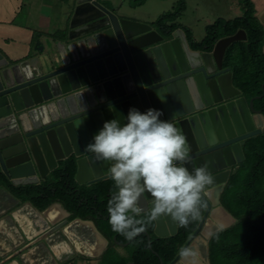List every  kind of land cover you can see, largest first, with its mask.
I'll use <instances>...</instances> for the list:
<instances>
[{
	"label": "water",
	"instance_id": "water-1",
	"mask_svg": "<svg viewBox=\"0 0 264 264\" xmlns=\"http://www.w3.org/2000/svg\"><path fill=\"white\" fill-rule=\"evenodd\" d=\"M245 39L238 29L211 51L192 49L182 28L163 34L97 0H75L65 41L56 42L62 50L17 63L0 54V171L14 186L36 184L73 156L79 184L108 179L107 162L95 161L85 145L105 120L123 123L130 107L160 109L161 119H171L186 136L187 167L206 166L214 178L202 195L197 227L168 264H210L208 232L236 222L221 205V192L244 160L246 140L264 133L262 110L246 100L223 65L226 48ZM35 50L43 51L39 41ZM140 205L150 210L147 193ZM153 223L157 237L177 232L170 217Z\"/></svg>",
	"mask_w": 264,
	"mask_h": 264
},
{
	"label": "trees",
	"instance_id": "trees-1",
	"mask_svg": "<svg viewBox=\"0 0 264 264\" xmlns=\"http://www.w3.org/2000/svg\"><path fill=\"white\" fill-rule=\"evenodd\" d=\"M145 1L130 0V4L135 7ZM239 2L241 14L230 19L218 17L206 24L200 41H195L191 30L178 22L185 10V0H178L172 11L159 15L153 26L163 34L182 28L192 49L206 51H211L219 38L243 29L246 39L235 41L226 48L223 65L230 68L233 85L247 101L253 98L255 109L264 114V30L255 16L252 0ZM242 149L244 160L232 169L220 195L221 205L236 222L209 239L210 264H264V133L248 138ZM75 171V158L70 156L59 161L58 166L36 184L14 186L0 171V185L38 210L59 202L70 213L69 219L91 220L108 241L99 264H159L160 260L167 264L200 220L191 222L186 228L177 227V232L168 237H157L153 233L154 223H151L133 242H129L112 232L107 222L106 206L113 182L105 179L79 184L74 179ZM203 211L204 207L201 216ZM116 241L128 242L122 247L123 253L118 251Z\"/></svg>",
	"mask_w": 264,
	"mask_h": 264
},
{
	"label": "crops",
	"instance_id": "crops-1",
	"mask_svg": "<svg viewBox=\"0 0 264 264\" xmlns=\"http://www.w3.org/2000/svg\"><path fill=\"white\" fill-rule=\"evenodd\" d=\"M97 1L116 9L121 17L146 22L154 28L156 19L123 7L127 4L129 8H138L132 7L130 0H123L120 4L115 0ZM230 2L231 18L240 15L239 0ZM252 2L255 16L264 30V0ZM74 6L75 0H0L1 56L8 63H17L32 57L43 58L47 51L56 54L58 48L62 50L63 47L57 46L56 42L65 41L64 33ZM180 18L178 22L190 29L197 41L191 27L182 23ZM208 23L211 22L207 19L204 26ZM36 41L43 46V51L35 50ZM262 50L264 52V43ZM69 215L59 202L38 210L0 185V264H99L107 241L91 220L69 219Z\"/></svg>",
	"mask_w": 264,
	"mask_h": 264
},
{
	"label": "clouds",
	"instance_id": "clouds-1",
	"mask_svg": "<svg viewBox=\"0 0 264 264\" xmlns=\"http://www.w3.org/2000/svg\"><path fill=\"white\" fill-rule=\"evenodd\" d=\"M162 115L160 109L141 112L130 107L123 123L118 118L105 120L85 145L95 161L108 164L113 191L107 200V222L112 232L129 242L164 216L181 228L198 221L204 207L202 195L213 184L206 166L187 167L191 148L186 136ZM145 193L151 197L148 211L140 205ZM223 228L219 225L209 231V238ZM186 254L187 250L181 251Z\"/></svg>",
	"mask_w": 264,
	"mask_h": 264
},
{
	"label": "rangeland",
	"instance_id": "rangeland-1",
	"mask_svg": "<svg viewBox=\"0 0 264 264\" xmlns=\"http://www.w3.org/2000/svg\"><path fill=\"white\" fill-rule=\"evenodd\" d=\"M115 1L117 4L123 3V0ZM186 2L187 8L182 13L180 21L191 27L197 41L204 36V24L207 19L213 22L218 17L229 19L233 16V11L228 9L230 0H186ZM177 3L178 0H147L136 9L129 8L127 4H123V7L132 12H144L146 17L156 19L161 13L172 11ZM119 250L124 252L121 248Z\"/></svg>",
	"mask_w": 264,
	"mask_h": 264
},
{
	"label": "flooded vegetation",
	"instance_id": "flooded-vegetation-1",
	"mask_svg": "<svg viewBox=\"0 0 264 264\" xmlns=\"http://www.w3.org/2000/svg\"><path fill=\"white\" fill-rule=\"evenodd\" d=\"M182 246H183V245H182ZM182 246L180 247L179 251L181 250ZM120 248L122 249V247L119 246V247H118V251H119L120 253H122V252L119 250ZM122 250H123V249H122ZM179 251H178V252H179ZM178 252H177V253H178ZM174 257H175V256H174ZM174 257H173V258H174ZM173 258H172V259H173ZM172 259H171V260H172ZM171 260H170V261H171ZM170 261H169V262H170ZM169 262H168V263H169ZM168 263H167V264H168Z\"/></svg>",
	"mask_w": 264,
	"mask_h": 264
}]
</instances>
